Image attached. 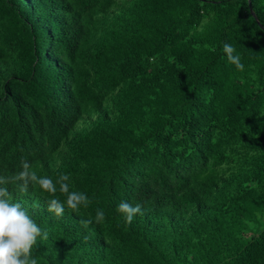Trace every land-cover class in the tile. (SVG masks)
<instances>
[{
  "label": "trees",
  "instance_id": "trees-1",
  "mask_svg": "<svg viewBox=\"0 0 264 264\" xmlns=\"http://www.w3.org/2000/svg\"><path fill=\"white\" fill-rule=\"evenodd\" d=\"M22 160L90 201L4 185L37 264H264V0H0V176Z\"/></svg>",
  "mask_w": 264,
  "mask_h": 264
},
{
  "label": "clouds",
  "instance_id": "clouds-1",
  "mask_svg": "<svg viewBox=\"0 0 264 264\" xmlns=\"http://www.w3.org/2000/svg\"><path fill=\"white\" fill-rule=\"evenodd\" d=\"M222 50L228 61L234 64L238 70L243 71L244 66L240 56L234 54L235 48L226 42ZM31 167L27 160H22V170L18 174L13 177L0 176V264H37L33 251L37 246L38 239H48V232L31 218L22 204L12 201L11 194L4 185L19 182L22 192H27L30 185H38L43 192L54 197L48 200L47 210L57 218L64 215L65 206L76 212L81 206L87 207L90 203L86 194L70 191L69 175L61 173L54 183L50 177H39L35 171L31 170ZM56 185H59V192L66 196L65 202L55 198ZM117 212L124 217L125 222L129 225L137 214H143L140 203L132 205L127 201H122L118 205ZM104 219V212L97 210L95 222L101 223ZM82 223L87 227L93 221L89 218L83 220Z\"/></svg>",
  "mask_w": 264,
  "mask_h": 264
}]
</instances>
